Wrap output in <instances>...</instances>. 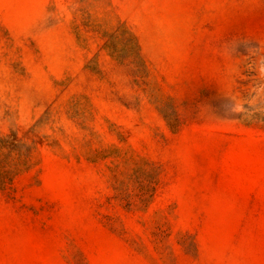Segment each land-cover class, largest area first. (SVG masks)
I'll list each match as a JSON object with an SVG mask.
<instances>
[{
	"label": "rangeland",
	"instance_id": "374dc122",
	"mask_svg": "<svg viewBox=\"0 0 264 264\" xmlns=\"http://www.w3.org/2000/svg\"><path fill=\"white\" fill-rule=\"evenodd\" d=\"M0 264H264V0H0Z\"/></svg>",
	"mask_w": 264,
	"mask_h": 264
}]
</instances>
